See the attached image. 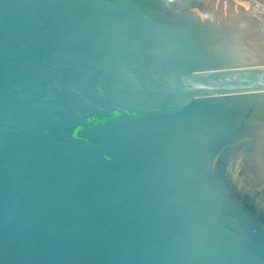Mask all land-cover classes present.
Segmentation results:
<instances>
[{
    "label": "water",
    "instance_id": "water-1",
    "mask_svg": "<svg viewBox=\"0 0 264 264\" xmlns=\"http://www.w3.org/2000/svg\"><path fill=\"white\" fill-rule=\"evenodd\" d=\"M259 15L0 0V264H264Z\"/></svg>",
    "mask_w": 264,
    "mask_h": 264
},
{
    "label": "rangeland",
    "instance_id": "rangeland-1",
    "mask_svg": "<svg viewBox=\"0 0 264 264\" xmlns=\"http://www.w3.org/2000/svg\"><path fill=\"white\" fill-rule=\"evenodd\" d=\"M236 1L247 3V4H251V2H252L251 0H236ZM256 8H257V15L260 16L259 14L261 13V14H263L262 16L264 17V8L261 5H259V6L256 5Z\"/></svg>",
    "mask_w": 264,
    "mask_h": 264
},
{
    "label": "built area",
    "instance_id": "built-area-1",
    "mask_svg": "<svg viewBox=\"0 0 264 264\" xmlns=\"http://www.w3.org/2000/svg\"><path fill=\"white\" fill-rule=\"evenodd\" d=\"M251 4L255 3L256 5H261L264 8V3L261 0H251Z\"/></svg>",
    "mask_w": 264,
    "mask_h": 264
},
{
    "label": "crops",
    "instance_id": "crops-1",
    "mask_svg": "<svg viewBox=\"0 0 264 264\" xmlns=\"http://www.w3.org/2000/svg\"><path fill=\"white\" fill-rule=\"evenodd\" d=\"M261 1H263V2H264V0H261Z\"/></svg>",
    "mask_w": 264,
    "mask_h": 264
}]
</instances>
